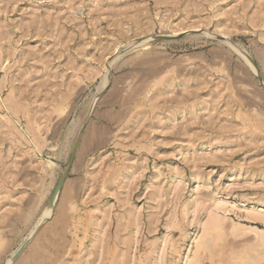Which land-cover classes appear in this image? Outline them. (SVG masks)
Instances as JSON below:
<instances>
[{"label":"rangeland","instance_id":"rangeland-1","mask_svg":"<svg viewBox=\"0 0 264 264\" xmlns=\"http://www.w3.org/2000/svg\"><path fill=\"white\" fill-rule=\"evenodd\" d=\"M222 36L264 70V0H0V264H264V89Z\"/></svg>","mask_w":264,"mask_h":264},{"label":"water","instance_id":"water-1","mask_svg":"<svg viewBox=\"0 0 264 264\" xmlns=\"http://www.w3.org/2000/svg\"><path fill=\"white\" fill-rule=\"evenodd\" d=\"M158 38L160 39H172L173 37L172 36H164V35H160L158 36ZM222 40H226V38L224 36L221 37ZM231 42H233L231 39H229ZM244 54L245 56L247 57V59L250 61V63L254 66L257 74V78L259 80V84L261 85V87L264 89V75H263V70L260 66V64L255 60V58L250 54L248 53L247 51H244ZM108 88V86H107ZM106 88V89H107ZM103 94V93H102ZM101 94V95H102ZM86 128V124L83 126L82 130H81V133L79 134L78 138H77V141L74 145V148H73V152L71 154V157H70V161H69V164L66 168V170L64 171L63 175L61 176L60 180L57 182L56 184V187L52 193V196L50 197V200H49V207L53 208L54 207V203H55V199L59 193V191L61 190V187L63 186L65 180L67 179L68 177V174H69V171L71 169V165L73 163V160H74V157H75V154H76V151H77V148H78V144H79V140L81 138V135L83 133V131L85 130ZM25 245L23 247H21V249L17 252V254H15L13 260H16L17 257L21 254V252L23 251Z\"/></svg>","mask_w":264,"mask_h":264},{"label":"bare ground","instance_id":"bare-ground-1","mask_svg":"<svg viewBox=\"0 0 264 264\" xmlns=\"http://www.w3.org/2000/svg\"><path fill=\"white\" fill-rule=\"evenodd\" d=\"M178 33V32H177ZM183 33V32H182ZM181 34V33H180ZM176 35V34H175ZM178 35V34H177ZM226 42L227 43H229V45L233 48V50L235 51V53L237 52V53H239L240 55H241V57L243 58V60L245 61V63L251 68V70L254 72V73H256L257 74V72H256V70H255V68H254V66L250 63V61L247 59V57L245 56V54H244V51H243V49H242V51H241V49H239V45L237 46L236 45V43H232L231 41H227L226 40ZM138 45V44H137ZM140 45V44H139ZM263 65H264V63H262ZM110 65V64H109ZM262 68V70H263V67H261ZM264 71V70H263ZM47 212L48 213H46V215L48 214L49 215V213H50V211L49 210H47ZM47 215V216H48ZM46 217V216H45ZM44 219V218H43ZM200 243V242H199ZM190 260V259H189ZM191 261V260H190Z\"/></svg>","mask_w":264,"mask_h":264}]
</instances>
